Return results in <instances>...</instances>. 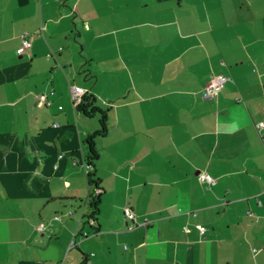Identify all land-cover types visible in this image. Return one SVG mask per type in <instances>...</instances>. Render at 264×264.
<instances>
[{"label":"crops","instance_id":"crops-1","mask_svg":"<svg viewBox=\"0 0 264 264\" xmlns=\"http://www.w3.org/2000/svg\"><path fill=\"white\" fill-rule=\"evenodd\" d=\"M261 119L258 0H0V264H264Z\"/></svg>","mask_w":264,"mask_h":264},{"label":"built area","instance_id":"built-area-1","mask_svg":"<svg viewBox=\"0 0 264 264\" xmlns=\"http://www.w3.org/2000/svg\"><path fill=\"white\" fill-rule=\"evenodd\" d=\"M29 44L27 38H25L24 35H22L21 38V45L16 49L17 53H21L24 48ZM229 79V77L225 74H213L210 76V79L208 80L207 84L204 87L202 96L203 98H207V99H216L217 94L219 92V90L222 88V86L225 84V82ZM70 92H71V101L73 103V105L75 106L77 103H79L82 99V97L85 95L86 90L80 86H71L70 88ZM38 102L40 104L43 103H48L47 101V97L45 94L41 93L38 95ZM103 103H106L105 100H102ZM54 126H56L57 124L54 123ZM255 127L258 131H261L262 129L264 130V120H258L255 122ZM62 156V153L58 154V157ZM85 171H88V167L89 165L87 163L83 164ZM198 179L200 181H204L207 183H213L215 180L214 178H212V176H210L207 173L204 172H199L197 175ZM99 192V188L98 187H94L93 190L91 191V195L95 196L96 194H98ZM90 196V195H89ZM70 212V211H69ZM123 215L124 217L127 219L126 222V228L127 229H132L137 223H139L137 221L136 215L135 213L129 208V207H124L123 208ZM53 219H60V216L58 215H54ZM92 217H89V220H91ZM37 227L39 229H42L44 227V224L42 222H40ZM197 228L200 231H203L204 227L200 224H197ZM84 235H86V232H83Z\"/></svg>","mask_w":264,"mask_h":264},{"label":"trees","instance_id":"trees-1","mask_svg":"<svg viewBox=\"0 0 264 264\" xmlns=\"http://www.w3.org/2000/svg\"><path fill=\"white\" fill-rule=\"evenodd\" d=\"M95 98L93 96H86L84 95L79 103L75 105V108L86 115H91L95 112L100 113L99 123L100 128L94 134H103L106 130V116L105 111L99 109L96 105H94ZM93 133L89 134L85 137L84 142L87 144L88 150L86 153V160L87 162L91 163L97 157V152L93 146ZM87 181L89 184L96 185V180L93 177V173L90 171L86 172ZM88 206L91 208L90 216H93L94 213L97 211V204H98V197L90 195L88 199Z\"/></svg>","mask_w":264,"mask_h":264},{"label":"rangeland","instance_id":"rangeland-1","mask_svg":"<svg viewBox=\"0 0 264 264\" xmlns=\"http://www.w3.org/2000/svg\"><path fill=\"white\" fill-rule=\"evenodd\" d=\"M258 2H261L262 3V5H264V0H258ZM72 213V210L70 209V212L68 213L67 212V214H71ZM55 215H58V216H60V218H63V220H65V219H68L67 217H65V216H63V215H61V214H55ZM56 220V219H55ZM60 219H58L57 221H59ZM69 220V219H68ZM59 224H60V222H58ZM70 237H72V236H70ZM70 237H69V240H70ZM74 240H75V243L71 246V247H73L74 249H76L75 247L77 246V235L75 236V238H74ZM38 246V245H37ZM36 245H35V247H37ZM73 249V250H74ZM2 257H4L3 255H2ZM38 257H40V256H38Z\"/></svg>","mask_w":264,"mask_h":264}]
</instances>
